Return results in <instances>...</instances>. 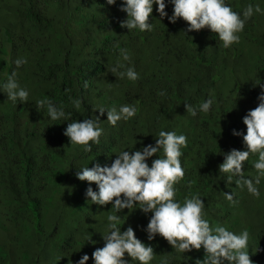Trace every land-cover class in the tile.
Returning <instances> with one entry per match:
<instances>
[{
	"label": "trees",
	"instance_id": "16d2710c",
	"mask_svg": "<svg viewBox=\"0 0 264 264\" xmlns=\"http://www.w3.org/2000/svg\"><path fill=\"white\" fill-rule=\"evenodd\" d=\"M165 3L170 17L174 6ZM225 3L241 16L249 5L261 9L229 48L208 28L189 32L182 18L174 24L161 19L156 5L149 20L152 31L129 32L120 26L127 19L120 10L123 0L114 5L107 0H0V264H78L85 254L86 264H95L92 253L104 246L110 214L120 216L121 231L131 226L140 241L153 247L149 264L203 261V247L181 253L159 235L149 241L151 212L116 213L112 204L92 203L86 189L98 191V186L76 176L97 163L111 166L122 151L155 145L160 131L187 137L180 158L185 175L174 185L176 201L199 195L211 227L224 226L237 235L247 229V251L254 264H264V177L257 198L234 181L228 184V174L219 171L232 149L247 150L243 117L258 106L264 90V0ZM117 44L128 50L129 61L122 60ZM18 58L27 63L17 67ZM118 61L125 65L119 71L132 67L139 79L112 74ZM12 72L29 92L25 103L8 100L4 92ZM45 98L69 118L53 121L46 108L37 110L36 102ZM75 99L82 100L79 109ZM208 99L213 104L204 113L199 106ZM185 104L197 109L195 117ZM123 105L135 106L136 115L111 125L106 111ZM100 108L106 110L103 116ZM95 116L103 130L100 143L90 142L91 152L70 144L63 134L67 124ZM156 158L146 162L151 166ZM257 159L251 155L245 162V177L258 174ZM224 193H233L239 202L233 204Z\"/></svg>",
	"mask_w": 264,
	"mask_h": 264
},
{
	"label": "clouds",
	"instance_id": "9594fccd",
	"mask_svg": "<svg viewBox=\"0 0 264 264\" xmlns=\"http://www.w3.org/2000/svg\"><path fill=\"white\" fill-rule=\"evenodd\" d=\"M117 0H107L108 5L116 4ZM174 6L173 14L168 17L165 11L167 5L165 0H123L121 11L127 14V19L121 22L122 28L130 31L138 29L141 32L152 31V23L149 22L153 13V5L161 19L168 17L170 23H176L178 18L187 22V31L199 32L205 28L217 34L224 48H229L234 43H239L238 33L245 28L246 22L251 19L254 12H260L257 5L247 6L243 14L233 11L225 3V0H169ZM116 47L120 51L123 61H129L130 56L126 48ZM27 60L18 58L15 65L20 67ZM125 65L119 61L110 69L112 74H118L122 79L125 76L131 80L139 79L138 73L132 67L125 71L119 69ZM87 87V84L85 85ZM8 100L21 103L28 101L29 92L21 88L16 80V73L12 72L3 85ZM163 95V93H159ZM258 106L250 110L243 117L246 125V134H243L245 151L232 149L225 155L222 164L219 165L220 173H226L227 183L235 182L237 187L247 188V191L259 197L260 192L257 185L264 177V90L258 96ZM79 109L82 100L73 101ZM213 104L208 99L199 106V110L207 113ZM37 110L46 108L47 115L51 120H67L65 111L58 108L51 100L45 98L36 102ZM186 112L191 116L197 115V109L190 104H185ZM100 116L105 113L104 108L98 109ZM107 112V121L115 126L120 120H129L137 113V108L132 105H123L119 111L115 107ZM70 116V114H69ZM100 116L95 119H84L82 122L74 120L67 124L64 135L70 140V144L83 146L85 152H91V143L99 144L102 129L99 127ZM233 135L240 136V132L233 130ZM91 142V143H90ZM187 147V137L183 134L177 135L172 131H160L155 145L149 144L142 150L131 153L122 151L116 155L111 166H101L97 163L94 167H84L76 173L77 179L87 181L89 185L95 183L98 191L91 187L86 189V197L94 204L105 206L112 204L116 213L124 209H137L143 213H152L147 224L146 232L148 240H153L156 235L164 238L175 250L185 253L193 249L205 250L203 261L198 260L196 264H254L250 257L248 242L250 234L244 229L239 235L227 230L224 226L211 227L204 219L205 204L199 195L185 197L183 203L175 199L176 189L174 185L179 183L185 175L181 164V149ZM163 152V156L158 155ZM251 155H258L253 167L257 175L253 178L245 177L244 164ZM157 156L152 160L151 166L146 162L148 158ZM226 199L233 204L239 201L234 199V194L224 193ZM109 231L103 235L105 241L102 248H96L92 253L95 264H129L125 254L140 264H149L155 252L152 246L140 241L131 226L121 231L120 216L110 214ZM89 260L87 254L83 255L78 264H86Z\"/></svg>",
	"mask_w": 264,
	"mask_h": 264
}]
</instances>
